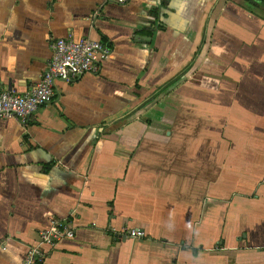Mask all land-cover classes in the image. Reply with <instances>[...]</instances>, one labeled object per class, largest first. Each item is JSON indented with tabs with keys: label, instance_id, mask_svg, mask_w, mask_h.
<instances>
[{
	"label": "crops",
	"instance_id": "1",
	"mask_svg": "<svg viewBox=\"0 0 264 264\" xmlns=\"http://www.w3.org/2000/svg\"><path fill=\"white\" fill-rule=\"evenodd\" d=\"M60 38L114 52L28 120L0 117V264L52 219L76 236L44 264H264V11L0 0V83L31 91Z\"/></svg>",
	"mask_w": 264,
	"mask_h": 264
},
{
	"label": "built area",
	"instance_id": "2",
	"mask_svg": "<svg viewBox=\"0 0 264 264\" xmlns=\"http://www.w3.org/2000/svg\"><path fill=\"white\" fill-rule=\"evenodd\" d=\"M127 0H102L104 4ZM52 57L38 84L29 92L16 93L0 83V117L26 121L56 96L57 82H74L88 74L99 75L114 52L111 44L103 41L72 38L56 39L51 44ZM131 231V237L143 236ZM75 229L68 221L52 219L40 230L38 239L27 249L22 264H44L45 246L56 247L66 240H73ZM1 244V243H0Z\"/></svg>",
	"mask_w": 264,
	"mask_h": 264
},
{
	"label": "water",
	"instance_id": "3",
	"mask_svg": "<svg viewBox=\"0 0 264 264\" xmlns=\"http://www.w3.org/2000/svg\"><path fill=\"white\" fill-rule=\"evenodd\" d=\"M168 1H171V0H168ZM169 5V4H168ZM167 5V6H168ZM159 20V25L161 26V27H163L164 28V24H165V22H164V19L162 18V16L160 15V18L158 19ZM153 30H154V28H153ZM136 40H138V41H141V42H147V43H150L152 40H153V35L152 36H147V37H139V36H137L136 37Z\"/></svg>",
	"mask_w": 264,
	"mask_h": 264
},
{
	"label": "trees",
	"instance_id": "4",
	"mask_svg": "<svg viewBox=\"0 0 264 264\" xmlns=\"http://www.w3.org/2000/svg\"><path fill=\"white\" fill-rule=\"evenodd\" d=\"M250 4H253L254 6H257L259 9L264 11V0H246Z\"/></svg>",
	"mask_w": 264,
	"mask_h": 264
},
{
	"label": "rangeland",
	"instance_id": "5",
	"mask_svg": "<svg viewBox=\"0 0 264 264\" xmlns=\"http://www.w3.org/2000/svg\"><path fill=\"white\" fill-rule=\"evenodd\" d=\"M244 235V234H243ZM246 235V234H245Z\"/></svg>",
	"mask_w": 264,
	"mask_h": 264
}]
</instances>
